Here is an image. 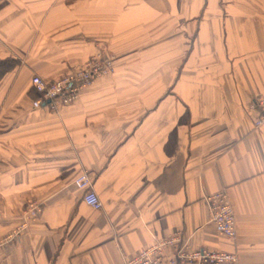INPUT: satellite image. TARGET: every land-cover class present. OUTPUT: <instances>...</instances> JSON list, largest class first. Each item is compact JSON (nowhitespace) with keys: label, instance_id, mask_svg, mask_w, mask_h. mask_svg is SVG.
Returning <instances> with one entry per match:
<instances>
[{"label":"crops","instance_id":"1","mask_svg":"<svg viewBox=\"0 0 264 264\" xmlns=\"http://www.w3.org/2000/svg\"><path fill=\"white\" fill-rule=\"evenodd\" d=\"M105 49L114 70L72 104H30L31 75ZM263 93L264 0H1L0 237L23 226L0 264H124L173 233L264 264V124L247 108ZM220 190L234 240L209 221Z\"/></svg>","mask_w":264,"mask_h":264},{"label":"built area","instance_id":"2","mask_svg":"<svg viewBox=\"0 0 264 264\" xmlns=\"http://www.w3.org/2000/svg\"><path fill=\"white\" fill-rule=\"evenodd\" d=\"M113 68L112 57L104 51H99L61 77L45 80L39 75H31L30 88L35 92L36 97L30 101V104L34 108L45 106L52 112H58L78 99L80 92L92 84L93 80L106 76ZM247 108L254 114L253 126L255 128L262 126L264 124V93L257 95ZM91 180L89 172L82 169L80 174L72 180V185L82 192L81 198L85 204L97 210L102 207V203L93 189ZM206 202L210 213L209 221L213 224L215 232L234 240L237 235L236 220H234L235 213L228 195L220 190L207 196ZM41 208L38 202L29 201L22 209L25 223L36 218ZM22 226L23 224L15 231L0 237V250L21 232ZM184 245L182 236L173 233L142 248L138 254L124 261V264H236L237 254L235 253L209 247L188 250Z\"/></svg>","mask_w":264,"mask_h":264},{"label":"rangeland","instance_id":"3","mask_svg":"<svg viewBox=\"0 0 264 264\" xmlns=\"http://www.w3.org/2000/svg\"><path fill=\"white\" fill-rule=\"evenodd\" d=\"M104 52H106L108 55H110L111 57H112V60H113V62H115V60H114V55L111 53V52H108L106 49L104 50ZM83 63V62H82ZM81 63V64H82ZM78 64H80V63H78ZM113 70H114V68H113ZM112 73V71L110 72V73H108V75H110ZM107 75V74H106ZM106 77V76H105ZM100 78V77H99ZM98 79V78H97ZM96 80V79H95ZM95 80H93V81H95ZM89 86V85H88ZM87 86V87H88ZM86 88V87H85ZM84 90V89H83Z\"/></svg>","mask_w":264,"mask_h":264}]
</instances>
